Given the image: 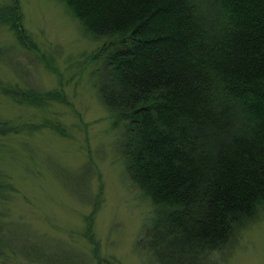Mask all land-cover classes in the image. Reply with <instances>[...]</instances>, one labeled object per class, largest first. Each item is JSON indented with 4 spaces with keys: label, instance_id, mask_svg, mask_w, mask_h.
Instances as JSON below:
<instances>
[{
    "label": "trees",
    "instance_id": "obj_1",
    "mask_svg": "<svg viewBox=\"0 0 264 264\" xmlns=\"http://www.w3.org/2000/svg\"><path fill=\"white\" fill-rule=\"evenodd\" d=\"M58 1L98 43L97 98L152 208L136 244L153 264H207L264 207V0ZM4 26L25 45L17 0L0 5ZM0 93L53 97L1 79ZM18 129L0 121V135Z\"/></svg>",
    "mask_w": 264,
    "mask_h": 264
},
{
    "label": "rangeland",
    "instance_id": "obj_2",
    "mask_svg": "<svg viewBox=\"0 0 264 264\" xmlns=\"http://www.w3.org/2000/svg\"><path fill=\"white\" fill-rule=\"evenodd\" d=\"M8 0H0V5ZM25 45L0 27V79L52 98L16 104L0 93V264H147L136 240L152 208L118 152L120 125L98 101V45L58 0H17ZM207 264H264V207Z\"/></svg>",
    "mask_w": 264,
    "mask_h": 264
}]
</instances>
